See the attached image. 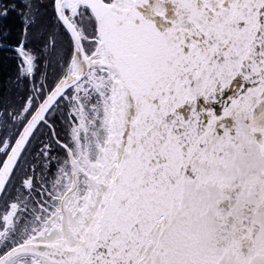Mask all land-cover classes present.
I'll list each match as a JSON object with an SVG mask.
<instances>
[{
    "label": "snow or ice",
    "instance_id": "snow-or-ice-1",
    "mask_svg": "<svg viewBox=\"0 0 264 264\" xmlns=\"http://www.w3.org/2000/svg\"><path fill=\"white\" fill-rule=\"evenodd\" d=\"M0 47V264H264V0H0Z\"/></svg>",
    "mask_w": 264,
    "mask_h": 264
},
{
    "label": "trees",
    "instance_id": "trees-1",
    "mask_svg": "<svg viewBox=\"0 0 264 264\" xmlns=\"http://www.w3.org/2000/svg\"><path fill=\"white\" fill-rule=\"evenodd\" d=\"M18 27L19 25H10L12 39L9 43L14 42L15 30ZM9 53L11 54L10 58L8 55ZM14 53L15 52L12 51V49L10 50L9 47H0V110H2L1 104L8 96L9 84L12 82V79H15V72L18 69V59Z\"/></svg>",
    "mask_w": 264,
    "mask_h": 264
},
{
    "label": "rangeland",
    "instance_id": "rangeland-1",
    "mask_svg": "<svg viewBox=\"0 0 264 264\" xmlns=\"http://www.w3.org/2000/svg\"><path fill=\"white\" fill-rule=\"evenodd\" d=\"M9 24L19 25V20L16 17H13ZM18 71L19 69H17L15 72V79H12V82L9 84V93L7 94L8 96L6 100H4V102L1 104L2 110L6 106H14L16 104H19L21 102L20 97L26 93L28 86L26 83L21 82L17 79Z\"/></svg>",
    "mask_w": 264,
    "mask_h": 264
},
{
    "label": "flooded vegetation",
    "instance_id": "flooded-vegetation-1",
    "mask_svg": "<svg viewBox=\"0 0 264 264\" xmlns=\"http://www.w3.org/2000/svg\"><path fill=\"white\" fill-rule=\"evenodd\" d=\"M10 21H11V20H10ZM10 21H9V23H10ZM9 25H13V24H9ZM9 49H10V50L12 49V51H14V47H12V48L9 47ZM14 52H15V51H14ZM14 54L16 55V53H14ZM8 55H9V58H10V57H11V54L9 53ZM15 55H14V56H15ZM41 138H42V139H46V137H41Z\"/></svg>",
    "mask_w": 264,
    "mask_h": 264
}]
</instances>
